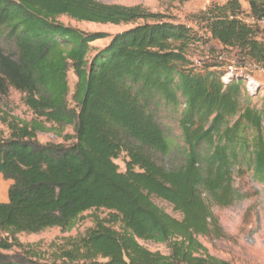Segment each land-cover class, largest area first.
Returning a JSON list of instances; mask_svg holds the SVG:
<instances>
[{
    "label": "trees",
    "instance_id": "obj_1",
    "mask_svg": "<svg viewBox=\"0 0 264 264\" xmlns=\"http://www.w3.org/2000/svg\"><path fill=\"white\" fill-rule=\"evenodd\" d=\"M185 3L188 0H179ZM214 1L175 23L143 6L97 0H0V115L9 90L24 95L30 122L2 116L0 175L12 184L0 201V264H34L20 234L94 226L53 244V264H231L199 241L221 231L214 207L244 199L235 173L264 186V109L241 72L264 73V0ZM133 26L110 36L60 21ZM111 39L90 57L92 44ZM8 49H7V48ZM77 78L70 96L69 73ZM226 78V79H225ZM178 114L182 163L160 162L177 148L158 113ZM73 127L74 135H64ZM70 144H41L38 133ZM126 154V171L115 163ZM155 200L168 203L177 219ZM141 242L165 246L151 252Z\"/></svg>",
    "mask_w": 264,
    "mask_h": 264
},
{
    "label": "rangeland",
    "instance_id": "obj_2",
    "mask_svg": "<svg viewBox=\"0 0 264 264\" xmlns=\"http://www.w3.org/2000/svg\"><path fill=\"white\" fill-rule=\"evenodd\" d=\"M106 4H118L123 6H143L150 12L164 14L172 22L190 24V16L205 10L214 1L223 3L227 0H188L180 3L179 0H97ZM245 11L249 12V5L245 0H240ZM60 21L65 25L72 26L88 33H106L114 36L118 33L131 29L133 26H114L101 25L87 22L72 21L67 17H61ZM111 39L98 41L92 44L90 57L103 50L110 43ZM7 48V47H6ZM8 49V48H7ZM240 75L245 79L246 89L255 96L254 106L264 109V73L257 72L255 78L247 76L244 71ZM226 79V78H225ZM77 78L73 71L69 73L70 96L69 105L75 107L73 94ZM3 113L0 115V139L9 138L11 132L7 125L2 122V116L17 118L27 122L34 119L32 111L24 103V95L10 89L8 95L1 101ZM163 128L176 145V149L166 158L160 160L161 163L168 167H173L182 163V157L179 155L184 147L179 127V115L172 109H163L158 113ZM74 135L73 127H68L64 135ZM37 139L41 144H61L65 142L63 137L55 133H38ZM126 154H122L115 163L119 166L120 172L126 171ZM11 181H7L0 175V201H8V191ZM235 186L239 189L244 199L237 202L230 208L214 207L213 213L218 219L220 230L218 233L209 237H199V241L208 249L209 253L221 260L231 264H264V186L254 179L253 173L248 172L241 176L235 173ZM155 203L164 209L167 213L177 219H181L179 214L173 211V208L166 202L155 200ZM107 212L91 211L85 213L77 224L75 230L70 233H62L58 228L48 229L40 234H20L18 239L25 246L30 247L23 250L13 249L4 251L2 254L7 257V261L16 262L17 256L26 255L25 250L31 249L42 254L46 258L34 259V264H53L49 260L51 246L53 244H62L63 239L83 235L88 229L94 226L93 217H106ZM141 244L151 252H161L167 254L165 246L157 245L150 242H141ZM26 264H31L26 262Z\"/></svg>",
    "mask_w": 264,
    "mask_h": 264
},
{
    "label": "crops",
    "instance_id": "obj_3",
    "mask_svg": "<svg viewBox=\"0 0 264 264\" xmlns=\"http://www.w3.org/2000/svg\"><path fill=\"white\" fill-rule=\"evenodd\" d=\"M256 77V76H255ZM12 183V182H11ZM8 201H4L3 203H7Z\"/></svg>",
    "mask_w": 264,
    "mask_h": 264
}]
</instances>
